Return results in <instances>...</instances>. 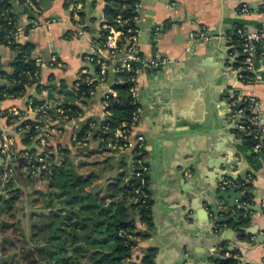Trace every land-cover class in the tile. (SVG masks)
Here are the masks:
<instances>
[{
  "label": "crops",
  "instance_id": "1",
  "mask_svg": "<svg viewBox=\"0 0 264 264\" xmlns=\"http://www.w3.org/2000/svg\"><path fill=\"white\" fill-rule=\"evenodd\" d=\"M30 1L43 14H35L27 6L26 9H19L18 24L22 33L18 43L31 46L34 57L42 60L40 83L46 93L38 86L28 87L20 98L1 100L0 114L18 112L24 123L39 124L41 127L38 116L30 111L32 107L36 108L34 105H39L36 102L58 106L63 103L56 100V93L60 98L73 96V104L83 110V117L70 123L54 122L47 139V152L55 155V163L59 164L63 160L62 152L68 151L72 164V159L75 160L73 169L85 175L94 173L96 182L93 187L106 195L112 192L107 190L109 183L120 177L125 169L128 173L124 174L122 186L131 177L134 170L131 156L129 159L122 158L119 167H115L112 162L119 153L107 151L105 147L103 149L97 138L98 133L93 138L95 130H99L96 124L89 125L93 133L86 145L75 146L73 142V136L88 120L99 118L100 121L106 117L102 102L105 87L96 88L87 104H83V100L75 94L80 75L91 78L98 72L97 66L86 58L97 51L101 26L105 22L106 0H83L85 18L80 20L69 15L65 8L66 0H49L48 9L43 6L42 0ZM263 1L140 0L139 52L150 58L158 51L170 59L163 70L141 78L140 91L143 114L138 131L147 140L155 224L150 237L138 239L134 251L143 255L150 248L155 249V264H177L181 259L190 264V254L200 258L204 264H212L209 257L223 241L229 242V249H240L243 263L264 264V160L262 167L256 164L258 156H255L253 149L246 148L244 132L238 128L243 120L232 121L230 109L223 103L226 96H233V93L239 97L254 95L262 104L264 118V60L257 62L260 81L242 83L239 78L242 65L235 66L240 50L234 40L237 22L249 31L258 29ZM242 4L249 6L248 13H241ZM47 18H56L59 22L48 28L43 25ZM157 27H160V31L155 32ZM202 28L208 30L209 39L195 43L191 52L185 53L188 36ZM78 29L84 30V35L69 38ZM15 58L16 54L10 47L0 45V62L8 73L13 70ZM5 83L0 80V84ZM118 83V78L110 72L107 87L114 90ZM6 125H9L8 120L1 118L0 131L11 133L4 129ZM36 131L38 135L30 145L22 141L21 136L26 133L18 136L12 133L22 154L38 156L41 153L44 129ZM100 149L106 152H100ZM92 156L99 157L97 161H91ZM210 156L213 159L222 158L225 163L221 168L224 171L242 173L246 170L245 178L239 176L235 180L223 177L217 180L214 174L207 177V173H214V170L206 167L205 159ZM83 157L87 159L83 160ZM19 160L15 167L11 162L13 182L20 191L12 212L15 217L18 214L25 228H28L24 234L29 239L34 232L32 225L40 222L48 225L60 209L65 214L69 208L58 203L61 200H57L54 190L49 188L48 178L30 176L27 156L22 155ZM248 168L250 171H247ZM188 169H191L192 176L186 175ZM223 179H231L236 184L234 188L243 192V198L239 201L242 208L217 196ZM0 193L7 195L2 189ZM258 206L262 207V211H258ZM211 213L217 215L218 225H215ZM237 215H240L238 223L241 217H248V226L245 227L251 233L248 238H238L235 219L220 221L223 217ZM15 217H8L6 213L0 215V256L7 259L3 264H22L14 257L17 251L8 254L2 251L4 237L15 235V232L12 227L2 230L1 221L13 222ZM229 231H233L232 236ZM65 255L80 257L71 247H66L58 256Z\"/></svg>",
  "mask_w": 264,
  "mask_h": 264
},
{
  "label": "trees",
  "instance_id": "2",
  "mask_svg": "<svg viewBox=\"0 0 264 264\" xmlns=\"http://www.w3.org/2000/svg\"><path fill=\"white\" fill-rule=\"evenodd\" d=\"M27 1L0 0V44L7 45L9 32L18 28L19 9H26L25 3ZM72 1L66 0V9L69 8ZM79 2L83 3V0H79ZM139 3L140 0H106L105 22L107 25L125 33L130 29L133 32L140 31V25L136 21L139 16L137 11ZM80 16L82 19L85 18L84 10L81 11ZM119 17L121 18V24L118 22ZM9 18L13 19L12 24H9ZM240 27H243L242 24L237 22L235 33L237 28ZM234 40L240 50V43L236 34H234ZM10 48L15 52L16 58L12 64L13 70L11 73L5 71L2 64L0 65V80L6 82L0 84V101L8 97H22L26 92L27 85L37 82V80L30 78L37 70L32 47L13 44ZM25 52L31 57L27 59L24 56ZM138 56L143 57V54L139 53ZM257 56L258 61L264 60V42L257 44ZM242 61L243 57L240 56L235 66H241ZM241 74L245 78V82L252 77L251 74L244 71ZM86 76L82 77L83 79L80 81L79 88L75 93L77 98L83 100V104H87L88 100L93 97L96 87L100 84V81L91 77L94 80L93 85H88ZM129 87L130 85L127 83H118L114 89L118 92V97L110 96L107 100L104 97L102 98V102L107 101L106 112L109 115L97 123L92 119L88 120L86 125L78 131L75 146L78 143L83 144L85 141L88 143L90 124H96L100 128L97 138H108L113 131L120 128L124 123L131 122L135 106L129 100ZM121 97L126 98L128 102L124 103ZM36 104L39 105L34 106L38 107L43 104V101H38ZM239 106L240 108L243 107V105ZM58 107H64L65 110H68L70 119L83 117V110L75 104H61ZM54 111L50 109L49 113L53 119H57ZM32 125L35 126V124ZM102 125L107 126V132L101 129ZM37 135L38 132L35 128L31 129L30 132L21 136L22 141L24 144L30 145ZM256 143L251 133H244V145L247 149L252 150ZM105 150L100 149L99 151L106 152ZM62 154L63 160L57 164L55 163L56 156L49 153L47 176L49 188L54 190L56 199L61 200L58 203H63L69 208L68 211L62 214L61 212L64 210L60 209L59 213L53 215V219L48 225H44L43 222L32 225L34 230L32 237L28 239L23 234L22 245L19 248H14L16 244L13 234L5 236L2 247L4 254H8L13 250L17 251L14 257H17L18 262L22 264H128L131 260H134V264H155V249L150 248L143 252V255L136 254L134 251L138 239L150 237L151 228L155 224L154 201L151 196L149 175L146 177L147 184L145 185L147 197L139 194L136 198V194L132 192V185L129 186L126 183L123 186L120 185L119 176L107 187L108 191L109 189L113 191L102 195L99 189L90 185L96 175L94 173L85 175L76 172L73 169L68 151H64ZM255 156H258V153H255ZM18 160L19 158L12 161L14 167ZM26 164L29 166L28 162ZM130 183H137V181L132 178ZM1 189L7 192V195L0 193V215L6 213L8 217L14 218L15 215L12 211L16 200L19 198L20 191L15 187L12 175L1 185ZM247 222L248 217H241L240 222L235 225L238 238L241 240L248 238L251 234L246 230ZM11 227L16 229L17 222L1 221L2 230ZM80 242L82 243L78 244ZM66 247H71L73 252L77 255L80 254V257L73 255L59 257V253L65 251ZM217 251V258L211 255L209 257L212 264H237L238 262L245 264L241 259L240 249H229L228 241H223ZM227 253L229 255L224 259Z\"/></svg>",
  "mask_w": 264,
  "mask_h": 264
},
{
  "label": "built area",
  "instance_id": "3",
  "mask_svg": "<svg viewBox=\"0 0 264 264\" xmlns=\"http://www.w3.org/2000/svg\"><path fill=\"white\" fill-rule=\"evenodd\" d=\"M17 2V1H16ZM18 4V3H17ZM25 5L35 14H43V11L39 8H36L34 4L28 0ZM83 10L82 3L79 0H73L67 9L69 15L76 20H80V13ZM137 11L139 12V5L137 6ZM250 8L247 4L241 5V13H248ZM5 15V13H4ZM138 22L139 19L137 18ZM13 19L9 18V24H12ZM59 20L56 18H47L43 21V25L50 27ZM118 22L121 24V18L119 17ZM34 27V25H33ZM32 27V28H33ZM160 31V27L155 29V32ZM22 30L18 26L16 30L9 32L7 36V45L19 44V39L21 36ZM130 34V35H127ZM84 35V30L78 29L75 32L71 33L69 38H80ZM139 35L140 31L133 32L131 29L125 33L122 30H117L104 22L101 26V38L98 42V47L94 55L88 56L86 60L94 64L98 68V72L94 77V80L100 81L99 86L105 87V93L103 97L107 100L110 96L118 97L116 91L107 87V79L110 72H113L118 78V82L121 84L127 83L130 85L128 89L129 100L132 105L135 106V112L132 116L130 123H124L120 128H117L111 136L108 138L98 137V141L102 144L106 150L112 153H128L132 158L133 172L131 177L126 182L127 185H132V192L136 194V198L139 194H142L143 197H147L145 191V185L147 184L146 177L149 174V164L147 157V140L145 136L138 131L139 124L142 122V107L140 104V91H141V78L143 76H148L155 74L163 70L170 62V59L162 56L158 51H155L153 56L148 58L143 55L139 57ZM236 35L240 43V55L243 57L242 69L244 72L251 74L249 81L245 82V78L242 74L239 76L242 83H257L260 81V70L257 66L258 56H257V44L264 42V1L261 5V22L258 29L254 32L245 29L244 27L237 28ZM209 39L208 30L202 28L198 33H191L185 43V53H190L192 46L195 43L206 41ZM2 45V44H0ZM24 56L28 59L31 56L25 52ZM37 70L30 77L31 79L37 80L36 83L27 85L39 86L41 91L46 93L45 88L40 83V69L43 65L42 60L34 57ZM1 65V62H0ZM123 75V76H120ZM86 75H80L77 88H79V83L83 79L82 77ZM120 76V77H119ZM86 80L88 85H93V78H87ZM6 99H17L13 97H8ZM230 109L229 117L234 121L237 117L241 118L243 122L238 126L239 130L244 133H251L254 136L255 141L257 142L253 150L256 153L264 152V118H263V109L260 101L254 96L249 95L246 97L233 96L228 97ZM103 101L105 110L107 107V101ZM239 105H243L240 108ZM34 109V111H33ZM55 110V115L57 119H53L50 115L49 110ZM30 111L35 112L38 116L39 122L42 124L41 127L33 126L30 123H24L23 119L20 117L18 112H8L1 113L0 119L4 118L8 120L9 125L5 126L4 129L10 130L9 132H1V142H2V156H3V165L1 167V185L6 182L12 175L11 162L17 160L20 156L25 155L28 158L27 169L31 177H45L47 176V158H49L48 143L47 139L50 136L52 125L55 123H70L75 119H70L68 115V110H65L64 107L52 106L48 102H44L42 105L36 108H30ZM106 112V116H108ZM43 130L42 137V151L38 156H32V154L24 153L22 154L16 146L15 136L20 134H25L31 131V129ZM13 129V130H11ZM100 129V128H99ZM101 129L108 131L107 126L102 125ZM92 132V131H91ZM89 133V137L91 136ZM12 133L15 134L12 135ZM78 136L75 134L73 136V142H77ZM85 141L83 144L78 143V145H86ZM36 162V163H34ZM187 176H192L191 169L186 171ZM136 179L137 183H130L131 179ZM230 187H236V184L231 179L222 180L219 184L221 190H227ZM211 218L214 220L215 225L217 223V215L213 213L210 214ZM221 226V224H220ZM0 239V246H1ZM264 262V261H263ZM184 264H188L187 262ZM237 264H242L238 262Z\"/></svg>",
  "mask_w": 264,
  "mask_h": 264
},
{
  "label": "water",
  "instance_id": "4",
  "mask_svg": "<svg viewBox=\"0 0 264 264\" xmlns=\"http://www.w3.org/2000/svg\"><path fill=\"white\" fill-rule=\"evenodd\" d=\"M42 4H43V6H45L46 7V9H48L49 8V0H42ZM93 32H95L94 30H93ZM228 95L226 96V99H225V101H223V103H224V105H226V106H228V104H229V99H228ZM121 99H122V101L124 102V103H127L128 102V100L126 99V98H124V97H121ZM144 104H146L147 105V103L146 102H144ZM145 109H146V107H145ZM240 119L241 118H236V121H240ZM93 121H96V122H98L99 121V118H93L92 119ZM98 129H96L95 130V132H94V134H93V138L94 137H96V135H97V133H98ZM208 154V153H207ZM122 158H126V159H129L130 158V156H129V154H127V153H119L118 154V157L115 159V160H113V165H115V167H119V161L122 159ZM215 158V157H214ZM258 161H257V163L256 164H258L260 167H262V165H263V160H264V152H259L258 153ZM206 167L208 168V169H212V170H214L213 172L214 173H207V177L209 176H211L212 174H214V176H216V179L217 180H221L223 177H229V178H233V179H235V180H238V178H239V176H242V177H244V174H245V176H246V170H244L242 173H234L233 171H231V170H226V171H224L222 168H221V165L222 164H224L225 162L222 160V158L221 157H218V158H216V159H213V157H206ZM72 161H73V165H75V160H73L72 159ZM233 160H231V161H229L228 163H231ZM3 162H4V160H3V156H2V142H1V131H0V169H1V167H2V165H3ZM259 162V163H258ZM192 167L194 166L195 167V165H191ZM250 169L252 170V168L250 167ZM250 169L248 168L247 169V171H250ZM245 178V177H244ZM218 188V187H217ZM217 196L219 197V198H223L225 201H227V202H229V203H231L232 205H234L235 207H238L239 209L240 208H242V206H240V203H239V201H241L242 200V198H243V192L242 191H239V190H237L236 188H234V187H230L227 191H224V190H220L219 192H218V194H217ZM258 196L259 197H262V195L261 194H258ZM243 208H245V207H243ZM257 209H258V211H262V207L261 206H258L257 207ZM133 217H134V214H133ZM239 217H240V215H237V216H228V217H223V218H221L220 219V221H222V222H228V221H230V220H232V219H235V222L236 223H238V220H239ZM230 232V234H231V236L233 235V231H229ZM230 237V236H229ZM154 245V244H153ZM146 251V250H145ZM157 256V255H156ZM212 257H214V258H217L218 257V251L217 250H215L213 253H212V255H211ZM156 258V257H155ZM188 259H189V262H190V264H204L203 262H202V260L200 259V258H195L194 257V255H192V254H190L189 256H188ZM7 259L5 258V257H2V256H0V264H3L4 262L3 261H6ZM154 261L156 262V259H154ZM184 259H181L180 261H179V263H177V264H184ZM128 264H134V262H132V261H130Z\"/></svg>",
  "mask_w": 264,
  "mask_h": 264
},
{
  "label": "rangeland",
  "instance_id": "5",
  "mask_svg": "<svg viewBox=\"0 0 264 264\" xmlns=\"http://www.w3.org/2000/svg\"><path fill=\"white\" fill-rule=\"evenodd\" d=\"M55 98H56V100L57 101H59V102H61V103H63V104H73L74 102H75V98L73 97V96H71V95H67V96H63L62 98H60L59 97V94L58 93H56L55 94ZM103 149H104V146H101ZM98 157L99 156H92L91 157V161L93 160V159H95L96 161H97V159H98ZM83 160H85V159H87V157H83L82 158ZM97 165V164H96ZM78 171V170H77ZM128 173V171H127V169H125L124 170V173H122L121 174V176H120V180H119V183H120V185H122V183H123V180H124V178H125V175L124 174H127ZM95 182L96 181H91L90 182V185L91 186H93L94 184H95ZM113 191V190H112ZM41 195H39V197H40ZM38 218H41V216H39ZM38 220V219H37ZM15 222H17V227H16V229H15V227H14V232H15V235L13 236L14 238V241H15V244H16V246L14 247L15 249L18 247H20L21 245H22V243H21V241H22V239H23V234L25 233H27V231H28V228H25V226H24V224H23V222H22V220H21V218H19L18 217V214L16 215V217H15V221H13V222H9V223H15ZM27 229V230H26ZM31 229V228H30Z\"/></svg>",
  "mask_w": 264,
  "mask_h": 264
}]
</instances>
